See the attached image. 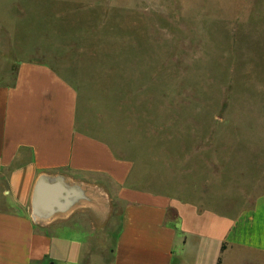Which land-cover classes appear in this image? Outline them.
<instances>
[{"label":"rangeland","instance_id":"1","mask_svg":"<svg viewBox=\"0 0 264 264\" xmlns=\"http://www.w3.org/2000/svg\"><path fill=\"white\" fill-rule=\"evenodd\" d=\"M22 62L75 86L158 185L264 194V0H0V86Z\"/></svg>","mask_w":264,"mask_h":264},{"label":"crops","instance_id":"2","mask_svg":"<svg viewBox=\"0 0 264 264\" xmlns=\"http://www.w3.org/2000/svg\"><path fill=\"white\" fill-rule=\"evenodd\" d=\"M109 130L47 64L22 62L0 86V264L264 257V194L238 200L230 189L206 199L203 186L158 185L117 152Z\"/></svg>","mask_w":264,"mask_h":264}]
</instances>
